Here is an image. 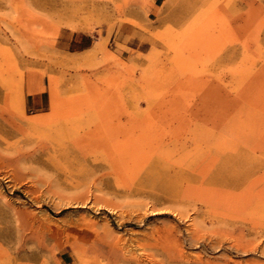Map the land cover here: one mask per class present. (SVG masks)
<instances>
[{
  "label": "rangeland",
  "instance_id": "374dc122",
  "mask_svg": "<svg viewBox=\"0 0 264 264\" xmlns=\"http://www.w3.org/2000/svg\"><path fill=\"white\" fill-rule=\"evenodd\" d=\"M2 52L0 264H264V0H0Z\"/></svg>",
  "mask_w": 264,
  "mask_h": 264
},
{
  "label": "bare ground",
  "instance_id": "6f19581e",
  "mask_svg": "<svg viewBox=\"0 0 264 264\" xmlns=\"http://www.w3.org/2000/svg\"><path fill=\"white\" fill-rule=\"evenodd\" d=\"M74 28V27H73ZM101 47V45H99L98 43H96L92 48H91V51L92 52H96L97 50H99V48ZM7 54H9V53H7ZM1 55L3 56V58L1 59L0 58V75L1 76H3L2 77V84H3V87H4V105L7 107V108H9L12 112H14V113H16L17 115H19V117L20 118H24V113H25V94H24V92H23V90H22V88L23 87H21V85H20V83L18 84V83H16V82H14L12 79H11V77H5L4 75H6V74H4L3 75V72H7V68H8V62H6L7 60V56L8 57H10L9 55H6V53L5 52H2L1 53ZM11 59V58H10ZM8 61H9V58H8ZM10 63V62H9ZM6 65H8L7 66V68H6ZM11 65V64H10ZM10 67V66H9ZM11 68H13V67H11ZM11 68H10V71H11ZM9 70V69H8ZM8 73V72H7ZM19 82V81H18ZM21 84H23V83H21ZM27 87V86H26ZM27 92L28 93H30V92H32V88H28L27 89ZM4 105H3V107H4ZM0 109H2V108H0ZM4 109V108H3ZM8 112H9V110H8ZM10 113V112H9ZM87 118H86V123L87 122H90V120H91V115L89 114V115H87L86 116ZM13 119V118H12ZM82 118H79V119H77V122H75V123H72V124H69L71 127H74L75 128V125H76V123H78V121H80ZM84 119V118H83ZM23 120V119H22ZM25 120V119H24ZM2 121V120H1ZM18 122V121H17ZM34 122H37L36 123V125H37V127H35V126H33L34 125ZM82 122L83 123H85L83 120H82ZM86 123L83 125V127L86 125ZM25 124H27V125H29V126H32V127H34V128H40L42 125L44 126V124H43V122H42V120H28V121H26L25 122ZM88 124H90V123H87V126H89ZM6 125V124H5ZM26 125V126H27ZM79 125V123L77 124V126ZM81 125H82V123H81ZM66 126V125H65ZM65 126H63V127H65ZM68 126V125H67ZM70 126L68 127V129L70 128ZM12 127L15 129V130H19V129H21V123H19L18 125H16V124H14V125H12ZM82 127V126H81ZM26 128V127H25ZM11 129V128H10ZM71 129H73V128H71ZM70 129V130H71ZM76 129V128H75ZM84 129V128H83ZM62 129L60 128V129H58L57 131H58V133H60V131H61ZM9 132L10 131H13L12 129L11 130H8ZM63 131V130H62ZM61 131V132H62ZM76 131H77V129H76ZM90 131V130H89ZM64 132V131H63ZM85 132V131H84ZM5 133V132H4ZM42 133V132H41ZM78 133H79V130H78ZM40 134V133H39ZM61 134V133H60ZM64 134H66L65 132L63 133V135ZM82 134V133H81ZM80 134V135H81ZM69 135V134H68ZM52 136H54V134L52 135ZM93 136H94V133L93 132H85V134H84V136L81 138V141L82 142H80V144H82V143H85V142H88V145L89 144H92V142H93ZM62 137H65V136H62ZM71 137H73L72 135H71ZM71 137H69V138H71ZM79 136H77V138H78ZM55 138H57L58 139V136L57 137H55ZM66 138V137H65ZM76 137H75V139H77ZM72 139V138H71ZM72 144V143H71ZM73 145V144H72ZM77 145H78V143H77ZM81 146V145H80ZM79 146V147H80ZM83 147V146H82ZM77 148H78V146H77ZM79 149V148H78ZM77 149V150H78ZM259 208V207H258ZM263 208V207H262ZM262 208H259V209H262ZM170 235L172 236V234L170 233ZM171 238V237H170ZM161 247V246H160Z\"/></svg>",
  "mask_w": 264,
  "mask_h": 264
},
{
  "label": "crops",
  "instance_id": "0c3cea01",
  "mask_svg": "<svg viewBox=\"0 0 264 264\" xmlns=\"http://www.w3.org/2000/svg\"><path fill=\"white\" fill-rule=\"evenodd\" d=\"M90 36L83 32H74L70 35L67 48H73V51L83 52L89 50L92 46V41L89 40Z\"/></svg>",
  "mask_w": 264,
  "mask_h": 264
}]
</instances>
